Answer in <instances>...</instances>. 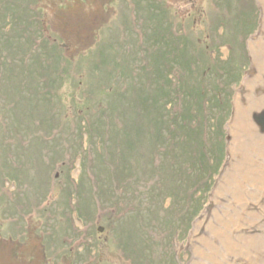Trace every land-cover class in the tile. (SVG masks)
Instances as JSON below:
<instances>
[{
  "label": "rangeland",
  "instance_id": "rangeland-1",
  "mask_svg": "<svg viewBox=\"0 0 264 264\" xmlns=\"http://www.w3.org/2000/svg\"><path fill=\"white\" fill-rule=\"evenodd\" d=\"M172 36L187 39L195 69H207L203 103L215 104L218 88L223 159L211 181L206 164L218 157L211 115L207 145H196L200 134L185 176L172 175L180 165H164L150 143L140 99L157 94L166 75L175 78L178 67L166 70L155 58H170ZM259 40V0H0V264H211L200 239L219 246L207 226L239 210L221 186L236 163L237 102L246 103V85L260 74L252 51ZM131 174L143 197L131 196ZM154 185L157 197L149 195ZM257 227L243 222L239 234L264 242ZM219 248L222 264V257L247 264ZM257 258L264 264V250Z\"/></svg>",
  "mask_w": 264,
  "mask_h": 264
},
{
  "label": "trees",
  "instance_id": "trees-1",
  "mask_svg": "<svg viewBox=\"0 0 264 264\" xmlns=\"http://www.w3.org/2000/svg\"><path fill=\"white\" fill-rule=\"evenodd\" d=\"M167 38V41L169 43L168 54L170 55V58H167L165 54H157L155 58L159 62L164 61V68L166 70H169L171 66L178 67V69H176L177 72L172 75L175 76V78L172 77L174 81L166 75L163 78L164 81H160L161 83L164 82L163 84L165 85H161V83H158L160 85H158L159 91L157 94L150 95L146 91L145 93L143 91L142 97L140 99V102H143L142 104L145 116L146 119H148L149 123L147 130L150 135V143H153V148L158 147L159 149H162V162L164 165H166L164 162L168 161V165H170V167L172 168L171 170H173V168L176 169L175 167L178 166V164L180 165V167L177 168L176 171H171L172 175H174L175 172L177 174L180 170L181 174H183L182 176H185L186 174L183 172H185V170H188V165L195 160L192 153L193 147L196 143V138L200 136V134L201 136H203L202 138H205L207 123H209V119H207V117L211 115L210 119L213 120V124L210 123L209 127L212 126L211 128L214 129L212 131L214 133V136L210 141L212 143L211 154H218L217 158V155L215 156V158H213L214 161L211 164H206L207 178L209 181H211L214 177L213 175L218 173V169L223 159V155L221 153L223 145V142H221L223 138V131H221V126L223 120L222 115L219 116L220 113L222 114L221 108L219 109L220 104L217 105L218 99L216 96V90L218 88H216L215 86V91L212 97V99L215 101V104L213 103L209 105L210 100L208 102L204 101L203 103L202 100L205 99V95L207 94L205 92L206 84L204 82L207 72L206 67L200 66L195 69V58L192 57L190 53H188L184 49V45L187 42V39L185 37L181 36L179 38H173L172 36V38ZM155 72V75L160 79L161 72L157 70ZM185 75L191 78L190 83L185 80ZM234 79L230 80L233 81ZM167 105H170V108H167ZM208 105L217 109L216 113H213L211 111L213 110L212 107L209 108L208 112ZM216 119H218L219 122L216 121ZM196 145L205 147L207 145L206 138L202 139ZM197 152L199 153L200 150H198ZM151 161L154 162V159L150 160V162ZM164 165L160 164L159 166L162 169ZM192 170H194V172H201L200 167L197 168L196 164H193ZM160 172L161 170H159L158 173ZM180 172L179 176H181ZM135 177L136 176L131 174V177H129V179L125 182L126 184H130V186L134 187V193L132 192L131 194L132 197L134 196V194L143 197V193H141L138 189L140 187L139 179L137 178V180ZM201 177L202 174H200V177L198 179L199 181H201ZM129 180L133 183V185L131 183H128ZM200 185H198V189H196V191L192 194L200 193V191L197 192ZM203 185L205 189H208L210 187V183L208 184L206 181H204ZM155 186L156 185L153 186L152 190L151 188L149 189L150 196H158L153 194ZM205 192L206 190L204 191V193ZM139 204L141 203L138 202V205ZM193 209L194 215L199 212V208L197 206H194ZM129 264H132V262H129Z\"/></svg>",
  "mask_w": 264,
  "mask_h": 264
},
{
  "label": "bare ground",
  "instance_id": "bare-ground-1",
  "mask_svg": "<svg viewBox=\"0 0 264 264\" xmlns=\"http://www.w3.org/2000/svg\"><path fill=\"white\" fill-rule=\"evenodd\" d=\"M259 1L264 6V0ZM256 45L257 49H252L255 65L257 71L264 76V61L258 59L260 51L264 52V42L259 40ZM260 74L246 85L250 92L246 96V103L242 105L237 102L235 122L230 130L232 136L231 157L236 163L231 164V171L229 170L230 172L227 174L229 177L227 178L226 175L224 178L226 186H221L231 197V203L239 210L234 207L232 211L235 215L226 213L224 214L226 219L216 215L215 220L219 222L218 228L213 223H209L207 226L208 231H211L214 238L217 239L219 246L214 241H208L205 237L200 239L201 245L210 252L207 257L212 262L211 264H222L218 258L219 255L216 257L217 252H220L219 247L222 248L226 256H245L247 264H256L259 252L264 250L263 240L258 239L256 235L239 234L243 222L263 228L258 222L260 219L264 220V203L259 200L260 195L264 192V161L260 160V158L264 160V136L260 135L254 121L261 124V130L264 132V117L261 119L259 115L256 116L263 114L264 95L259 94V98L253 96L255 91L264 92V84L259 83V81H263L264 77H260ZM216 195L223 197L221 188ZM253 204L259 211L250 208L253 207ZM240 211L246 214V218L241 216ZM197 251L201 255H205L203 250L198 249ZM222 259L226 264H238L234 260H226L223 257Z\"/></svg>",
  "mask_w": 264,
  "mask_h": 264
},
{
  "label": "water",
  "instance_id": "water-1",
  "mask_svg": "<svg viewBox=\"0 0 264 264\" xmlns=\"http://www.w3.org/2000/svg\"><path fill=\"white\" fill-rule=\"evenodd\" d=\"M100 231H102V229H101V228L99 229V232H100Z\"/></svg>",
  "mask_w": 264,
  "mask_h": 264
}]
</instances>
